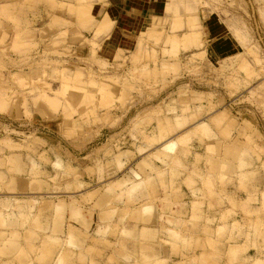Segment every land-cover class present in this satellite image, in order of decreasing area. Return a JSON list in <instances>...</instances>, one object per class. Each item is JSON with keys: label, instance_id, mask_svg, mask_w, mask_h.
Instances as JSON below:
<instances>
[{"label": "rangeland", "instance_id": "rangeland-1", "mask_svg": "<svg viewBox=\"0 0 264 264\" xmlns=\"http://www.w3.org/2000/svg\"><path fill=\"white\" fill-rule=\"evenodd\" d=\"M111 1L95 37L108 0H0V172L27 186L0 201L73 226L55 264H264V0ZM194 153L210 187L169 192L151 167Z\"/></svg>", "mask_w": 264, "mask_h": 264}, {"label": "crops", "instance_id": "crops-1", "mask_svg": "<svg viewBox=\"0 0 264 264\" xmlns=\"http://www.w3.org/2000/svg\"><path fill=\"white\" fill-rule=\"evenodd\" d=\"M158 1L159 0H152L150 3L151 5H149L148 8L156 9L157 7L154 4L158 3L159 5ZM108 3H109L108 7L110 8L107 10L100 8L99 10L100 14L97 15V17H95V15L93 14L90 15L91 7L89 8L88 16L90 19V23L92 24L91 32L92 34L95 35V37H98V36L100 37L106 34L108 35V32L111 30V28H113L115 22H117L119 19V16L115 14L116 8L114 7V3H112L111 0L110 1L108 0ZM140 11L141 13H143L144 10L141 9ZM138 14L136 11V15ZM124 17H125L124 19L120 18L122 20L121 22H119V25L121 27H122L121 24L123 23L124 24L128 22H131L132 24L135 23V20H136L135 18H131L127 16H124ZM130 20H133L134 22ZM131 27L132 26H129V29H131ZM120 30L121 29L117 28L114 32L110 33L112 34L111 41L114 40V37L117 34L121 36ZM96 31L99 32V34L96 35L97 33ZM125 39L126 37H121L120 42L122 43L125 42ZM113 42L114 41L111 42L112 45H115L116 43H113ZM120 46H123V45L120 44ZM210 51L211 53H209V58L215 63V53L216 52L218 53L217 54L218 56L222 58H226L228 57V55L226 54L229 50L225 46V43L222 44V42H216V43H212V49H210ZM195 139L200 140L201 138H195ZM195 139H192V141H195ZM175 153H180L179 147L177 148V151ZM190 158H191L190 160L187 159V161H185L184 158H182L181 156L175 157L171 155V157L166 158L165 163H162V162H161L162 164L159 163L161 167L153 165L151 167L153 170L152 172L156 174L159 173L162 176L161 178H163L162 183L164 187H166V189H170L168 191L171 193H174L177 196L182 197L184 194H191V193L193 195L202 194L203 191H205L203 188L210 187L212 179L214 178L212 177V173H210V171H208L204 166V163L211 162V159L209 157L204 158L203 155L201 154L197 155L196 153H194V155H192ZM10 173H11L10 171H7L5 169L3 172H0V175L3 176V179L0 181V186H2L3 182H5V185L7 186L8 194H14L15 191H17L18 193L20 192L25 193L24 192L25 187H27L26 183L24 181L23 182L19 181V184H16L15 174L14 173L10 174ZM16 185H19V188L16 187ZM186 185L187 186L189 185L188 186L189 188ZM6 186H4V188ZM132 188L134 187L132 186ZM27 191L28 193H30L29 189H27ZM161 193L163 192L161 191ZM30 194H34V193H30ZM15 197L16 196L14 195L8 196L6 200L0 201V209L5 210L4 212L0 211L3 213V214L0 213V264H33L31 254L29 251H36V254L34 257H36L37 259L48 254V259L46 258V260L43 261L45 262L44 264H55V262L57 261V258H59V256L63 254V251H65L63 247L76 245V244L75 245L73 244V240H72L73 226L68 222L63 223L62 214H61V210H62L61 205L56 204L54 205V208H55V213L56 211H58L59 215L61 216L62 224L56 225L54 227V225H51V220L48 218L47 222L49 224H46L44 226L46 228H44L42 225H39L36 227V230L34 232L32 231L31 233V231H29L30 226L27 225L28 215L24 214L23 212L24 210H23L22 202L20 200L17 201L18 197L17 198ZM13 204L16 205L17 209L21 207V209H19L17 214L14 208H8L9 205H13ZM56 207H58L59 209H57ZM78 218H80L79 215L77 216V219ZM111 219H109L108 221H110ZM83 222L84 224H82ZM112 222L114 221L112 220L111 223ZM80 223L82 225L87 224L83 220H81ZM17 226L21 228L25 227V232H30L31 234H33V236L29 239V241H26L25 238H23V235L19 234V232L17 231L18 230ZM64 226H66V228H64ZM105 227L107 228V226ZM47 229H48L49 234L41 235V232H45ZM60 234H63V237H64L63 240H60L59 238ZM40 242L41 244L39 245ZM50 242H51V247H49L48 245V243ZM24 243H26V246L24 245ZM57 243H60L58 245L59 248L56 245ZM19 259L22 261H19Z\"/></svg>", "mask_w": 264, "mask_h": 264}, {"label": "bare ground", "instance_id": "bare-ground-1", "mask_svg": "<svg viewBox=\"0 0 264 264\" xmlns=\"http://www.w3.org/2000/svg\"><path fill=\"white\" fill-rule=\"evenodd\" d=\"M163 126V125H162ZM164 132V131H163ZM158 158V157H157Z\"/></svg>", "mask_w": 264, "mask_h": 264}]
</instances>
